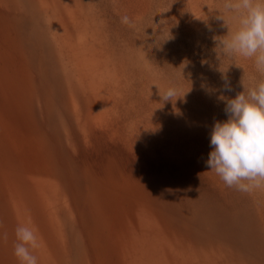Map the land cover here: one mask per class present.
I'll return each mask as SVG.
<instances>
[{
  "label": "rangeland",
  "instance_id": "obj_1",
  "mask_svg": "<svg viewBox=\"0 0 264 264\" xmlns=\"http://www.w3.org/2000/svg\"><path fill=\"white\" fill-rule=\"evenodd\" d=\"M219 7L0 0V264H20L18 225L42 237L38 264H264V189L205 163L221 95L261 78L217 58Z\"/></svg>",
  "mask_w": 264,
  "mask_h": 264
},
{
  "label": "clouds",
  "instance_id": "obj_2",
  "mask_svg": "<svg viewBox=\"0 0 264 264\" xmlns=\"http://www.w3.org/2000/svg\"><path fill=\"white\" fill-rule=\"evenodd\" d=\"M213 12L228 29L226 35L213 37L217 58L251 60L261 78L247 88L241 81L243 91L234 97L221 95L227 119L212 125L211 150L205 163L227 187L249 193L264 189V0H220V7ZM226 16L235 20V30L229 27ZM121 23L134 27L127 15L121 17ZM221 72L225 74L221 92H232L227 70ZM160 97L162 102H173L178 98V87L170 85ZM15 237L14 255L20 264H38L34 252L43 246L38 231L18 225ZM3 239H8L7 232Z\"/></svg>",
  "mask_w": 264,
  "mask_h": 264
}]
</instances>
